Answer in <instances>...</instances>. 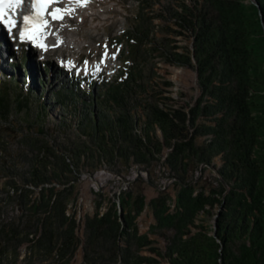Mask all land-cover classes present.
Masks as SVG:
<instances>
[{"label": "trees", "instance_id": "1", "mask_svg": "<svg viewBox=\"0 0 264 264\" xmlns=\"http://www.w3.org/2000/svg\"><path fill=\"white\" fill-rule=\"evenodd\" d=\"M256 1L193 0L189 4L182 0L172 13L178 29L170 27L169 32H189L191 47L164 38L146 49L171 64L195 69L201 94L194 105L165 95L170 80L163 82L161 90L150 80L141 81L145 85L140 83V87L147 92L140 98L146 106L141 132L135 131L139 121L127 113L97 116L91 110V121L82 120L90 124L84 134L112 159L149 163L164 147L169 148L162 165L179 190L173 204L165 191L150 200L157 223L149 233L140 234L135 221L147 204L143 193L132 202V195H126L102 214L98 209L93 216L87 215L81 264H163L162 260L170 264H264V0ZM139 24L136 38L149 40V31L142 32ZM127 36L137 43L133 35ZM139 50L134 46L133 53ZM135 54L129 56L121 78L103 87L108 99L125 111L123 92L125 97L132 96L136 88H129L128 83L139 80L131 67ZM123 72L125 80L121 81ZM86 144L73 150L81 154ZM40 147L45 154L33 161L31 178L22 185L11 183L14 194L10 198L22 205L21 214L5 217L3 209L4 217L0 215V264H15L18 246L24 242L33 243V253L52 256L56 252L67 264L80 244V220L69 212L75 181L62 180L63 170H71L75 163L52 159L59 157L56 143L48 140ZM217 157L220 164L215 162ZM210 165L219 175L213 177L215 181L211 178L199 184L201 178L195 181L193 174L196 170L203 173ZM54 180L66 186L58 188ZM27 183L36 188L43 185L35 199V189ZM202 213L215 217L212 231L207 224L197 223ZM150 233L163 236L165 246ZM144 249L152 255L142 254Z\"/></svg>", "mask_w": 264, "mask_h": 264}, {"label": "rangeland", "instance_id": "2", "mask_svg": "<svg viewBox=\"0 0 264 264\" xmlns=\"http://www.w3.org/2000/svg\"><path fill=\"white\" fill-rule=\"evenodd\" d=\"M181 1L90 0L85 9L78 14L81 23L77 30L78 44L50 45L52 47L48 48V46V50H45L41 47L36 49V46L27 43L18 44V39H15L12 45L13 54L9 53L2 61L0 66V215L4 217L3 209L5 217L21 214L22 205L17 201L16 205L10 198L14 194V190L10 188L11 183L20 181L17 183L22 185L24 179L31 178L34 170L33 161L45 154L40 145L48 140L56 143L59 157L52 159L59 160L60 163L63 159L75 163L71 165V170H63L62 179L75 181L69 212L80 220V228L77 230L80 244L67 264H81L83 261L87 215L93 216L98 209L102 214L112 203L118 204L126 195H132L130 200L132 202L137 194L143 193L147 204L135 220L139 233L142 234L148 232L151 226L157 223L149 204L150 200L160 191L167 192L173 198L170 203L173 204L176 199L179 185L162 165L169 148L164 147L161 155L156 154L149 163H140L131 159L125 162L122 158L112 159L99 151L98 144L84 134V129L85 126L90 125L87 122L91 121L89 116H93L91 110H94L97 116L127 113L135 120L142 118L138 127H135V131L141 132L145 120L143 111L146 112V106L145 102L140 104V98L144 99L143 97L147 95L144 88L140 87V83L145 85L141 81L150 80L155 89L161 90L164 88L163 82L170 80L172 84L165 87L167 89L165 95H169L181 104L188 102L190 106L197 102L201 89L195 69L171 64L161 55L155 52L148 53L146 50L153 48V41H162L164 38H175L176 42L173 43L191 47L192 37L189 32L185 31L183 35L169 32L170 27L178 29L172 13L174 8L180 7ZM245 1L249 2V0ZM185 2L192 4L193 0H185ZM138 23L142 32L149 31V40H152V43L146 40L145 36L143 37L145 40L142 41L136 38ZM67 26L69 27V24ZM73 28L76 30V26ZM65 33L68 34V31L66 30ZM5 34L12 40L11 33ZM127 34L133 35L137 43L128 38ZM134 46L137 49L141 47L137 54L133 53ZM105 52L108 53L106 63L100 70L108 69L115 60L117 63L119 59L120 66L124 65L123 71H125L129 65L128 59L133 58V54L136 55L134 65L131 67L136 71L139 80H131L128 83L129 88H136V93L128 98L125 97L127 93L123 92L125 98L123 101L128 105L126 111L108 105L109 102L106 101L110 96H107V91L103 88V76L98 75L97 68L85 67L90 60L97 64L104 63L102 60ZM60 56L65 60L69 58L75 60L74 67L64 59L61 60ZM14 65H18L17 68H14ZM27 69L28 74L25 73ZM31 73L33 77L31 81H33L28 85L26 81L28 78L25 76H31ZM124 75L125 72L121 81L125 80ZM87 117L89 120L83 124L82 120ZM156 132L160 138H163L159 128ZM204 138L205 136L200 137L199 141ZM82 142L87 143V147L85 152L79 154L73 150V147L81 145ZM76 153L79 154L80 160L76 159ZM215 162L220 164L221 159L217 157ZM193 175L195 181L201 178L199 184L203 185L211 178V181H215L213 177L219 174L214 167L207 166L203 173L196 170ZM56 181L58 180H54V184L58 188L66 186L65 183L59 184ZM214 184L216 185V182ZM29 186L35 189L33 192L35 199L40 195L41 189L31 184ZM217 211L218 207H215L214 212ZM197 223L207 224L211 230L215 227V217L202 213ZM149 235L152 239H156L159 245L165 246L166 241L163 236L154 233ZM32 246L33 243L28 242L18 246V259L15 264L65 263V258L58 257L56 252L52 256L33 253ZM141 253L152 255L147 249L142 250ZM161 263L170 264L167 260H162Z\"/></svg>", "mask_w": 264, "mask_h": 264}, {"label": "snow or ice", "instance_id": "3", "mask_svg": "<svg viewBox=\"0 0 264 264\" xmlns=\"http://www.w3.org/2000/svg\"><path fill=\"white\" fill-rule=\"evenodd\" d=\"M88 2L89 0H69L70 4H74L77 7L87 6ZM22 3L23 0H0V22L11 27L17 26V21L9 15V9L15 8ZM59 3H61V0H33L34 14L23 16V29L20 31V39L36 42L39 47L47 50L48 45L43 41L49 34L47 29L50 27V22L46 17H50L52 21L63 20L64 16L70 15L75 10L73 7H52ZM107 55L108 53L105 52L104 57L106 58ZM97 69L99 70V65H97Z\"/></svg>", "mask_w": 264, "mask_h": 264}, {"label": "bare ground", "instance_id": "4", "mask_svg": "<svg viewBox=\"0 0 264 264\" xmlns=\"http://www.w3.org/2000/svg\"><path fill=\"white\" fill-rule=\"evenodd\" d=\"M52 7L53 8H55V7H60V8L73 7V8H75V10L73 12H71L70 15L64 16L63 20L52 21L50 17H46L47 19H49L50 27H48V29H47V32L49 34L47 35L46 39L43 42L45 44H47L48 46H50V45L58 46V45L63 44V43L64 44L65 43H67V44H75V43H77L78 42V40H77L78 38H76V37L79 35L77 30H78V28H79V26L81 24L80 20L78 19V17H79L78 14L82 10L85 9V6L84 7H77L74 4H70L69 0H61V3L55 4ZM68 24H69V27L67 26ZM75 26H76V30L74 28H73L74 29L73 30L72 27H75ZM22 29H23V25L21 26V30ZM66 30L68 31V34L65 33ZM31 42L33 44H35L36 45V49H38V47H39L38 44L36 42H33V41H31ZM12 51H14V50L12 49L11 40L9 39V37H7V34H5V32L1 33L0 34V66L2 65V61H4L5 57L9 53L13 54ZM60 59H63V58H61V56H60ZM106 59H107V57L106 58L104 57V59L102 60L104 63H101L100 66H102L103 64L106 63ZM65 62H67L68 64L72 65V64H75L76 61L69 58V60L66 59ZM69 62H71V63H69ZM31 78H33L32 77V73H31L30 78L28 79L29 83H31L33 81V80L31 81ZM138 121H139L138 123H140V120H138ZM138 125L139 124H137L136 127H138ZM10 188L12 190H14L12 188V186Z\"/></svg>", "mask_w": 264, "mask_h": 264}, {"label": "water", "instance_id": "5", "mask_svg": "<svg viewBox=\"0 0 264 264\" xmlns=\"http://www.w3.org/2000/svg\"><path fill=\"white\" fill-rule=\"evenodd\" d=\"M252 2L255 3V4H258V2L256 0H252ZM210 167H214V166L213 165H210ZM214 169H215V171H217V168L216 167H214Z\"/></svg>", "mask_w": 264, "mask_h": 264}, {"label": "built area", "instance_id": "6", "mask_svg": "<svg viewBox=\"0 0 264 264\" xmlns=\"http://www.w3.org/2000/svg\"><path fill=\"white\" fill-rule=\"evenodd\" d=\"M36 151H37V150H36ZM34 153H35V152H34ZM12 182H13V181H12ZM16 182H20V181H16ZM42 186H43V185H40V186H39V187H40V189L42 188Z\"/></svg>", "mask_w": 264, "mask_h": 264}]
</instances>
